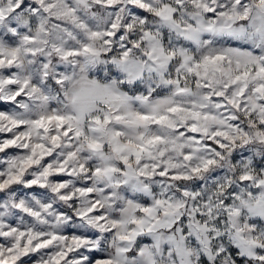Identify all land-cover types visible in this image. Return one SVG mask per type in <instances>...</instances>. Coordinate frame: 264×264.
Returning a JSON list of instances; mask_svg holds the SVG:
<instances>
[{"label":"snow or ice","instance_id":"obj_1","mask_svg":"<svg viewBox=\"0 0 264 264\" xmlns=\"http://www.w3.org/2000/svg\"><path fill=\"white\" fill-rule=\"evenodd\" d=\"M0 105V264H264V0H0Z\"/></svg>","mask_w":264,"mask_h":264},{"label":"rangeland","instance_id":"obj_2","mask_svg":"<svg viewBox=\"0 0 264 264\" xmlns=\"http://www.w3.org/2000/svg\"><path fill=\"white\" fill-rule=\"evenodd\" d=\"M0 107H4L3 105H0ZM14 151H16L15 149H11V150H9V152H14ZM27 259V258H26ZM28 264H30V262H28Z\"/></svg>","mask_w":264,"mask_h":264}]
</instances>
